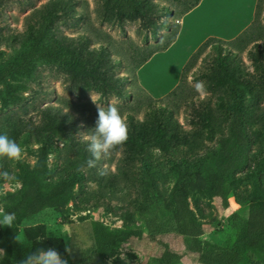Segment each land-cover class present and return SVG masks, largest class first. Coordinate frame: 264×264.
Masks as SVG:
<instances>
[{"label":"rangeland","instance_id":"1","mask_svg":"<svg viewBox=\"0 0 264 264\" xmlns=\"http://www.w3.org/2000/svg\"><path fill=\"white\" fill-rule=\"evenodd\" d=\"M48 1L0 0V70L16 61L28 48L19 36L35 9ZM73 1V17L59 19L55 24L57 31L81 38L90 48L103 47L111 61L120 64L115 69L116 74L129 80L125 86L127 97L100 100L92 91L79 99L66 89L62 68L39 59L32 62L28 73L8 76L0 83V134L6 132L19 143L23 154L19 162L0 158V172L7 171L14 176V179L0 176V208L5 210L19 200L27 173L40 161L44 162V174L39 177L44 194L49 192L51 182L65 176L68 170L71 174L75 172V168L70 167V159L76 154L69 143L58 139L37 143L34 138L22 134L27 124L41 122V111L45 107H54L72 117L78 126V136L83 139L82 133L94 127L97 117L93 101L104 106L115 102L125 118L130 114L139 121L146 119L148 106L157 103L188 139L167 151L155 147L137 153L123 146L102 158L96 168L67 177L73 180L74 187L62 206L45 209L31 218H18L12 228L0 226V264H20L28 254L36 251L25 235V230L32 227L42 228L45 239L59 241L64 253L58 246L49 248L56 249L64 258L69 256L74 264H162V244L184 255L178 264H198L199 251L185 247V236L198 238L205 249L217 245L233 247L239 223L246 221L251 204L264 201V121L249 124L254 146L248 165L222 179L214 160L217 138L226 134L229 100L225 94L214 97L205 88L197 92L194 87L198 82L195 77L210 66L213 50L203 48L180 74L182 57L164 56L161 52L139 71V63L152 49L162 45L169 29H161L157 41H146L141 20H123L120 25L102 22V0ZM154 1L172 10L165 19L172 29L179 25L182 13L194 2ZM216 1L206 0L193 15L208 16L209 4L212 9ZM221 1V14L215 18L224 24L233 16V11L228 13ZM235 3L240 4L238 0ZM255 19L246 34L233 41L214 39L226 45L229 54L248 69V52L253 44L264 43V0L258 3ZM7 36L16 39L8 40ZM244 95L245 105L251 106L252 97ZM261 105L264 107V102ZM196 111L201 112L203 122L194 116ZM101 167L107 169V175L97 174ZM152 212L160 222L167 223L172 218L177 230L156 236V241L150 240L142 216ZM186 220L195 222L197 227L181 225ZM96 223L111 232L139 231L142 238H132L115 247L111 254L97 258L92 254ZM242 264L261 263L252 253H247Z\"/></svg>","mask_w":264,"mask_h":264},{"label":"trees","instance_id":"2","mask_svg":"<svg viewBox=\"0 0 264 264\" xmlns=\"http://www.w3.org/2000/svg\"><path fill=\"white\" fill-rule=\"evenodd\" d=\"M200 1L194 0L182 16L195 8ZM259 2L260 0L257 2L256 12ZM74 4L73 0H49L42 7L35 9L31 19L26 23L24 32L19 36L22 43L29 46L16 61L0 70V83L10 75L28 73L32 62L39 59L59 65L66 76V89L79 99L92 91L99 95L100 100H107L110 97L124 100L127 97L125 86L129 80L116 74L115 69L120 64L112 62L103 47L90 48L81 38H72L57 31L55 24L59 19L73 17ZM101 7L102 22L120 25L123 20H141L146 30L144 36L146 41L149 39L157 41L161 35V29H169L162 45L152 49L139 63L137 69L154 54L166 50L178 35L179 26L172 29L165 20L167 15L172 14V10L168 6H160L154 0H102ZM255 18L252 25L256 22ZM246 31L242 34H246ZM11 38L16 39L14 36H7L8 40ZM206 47L213 50L214 56L208 69L199 73L195 80H202L206 91L212 96L218 97L225 94L229 100L226 108L228 114L226 134L217 138V152L214 160L216 171L222 179H225L229 174L248 165L249 155L254 146L249 124L251 121L253 123L264 121V107L261 105L264 102V43L253 44L248 52L249 69L229 54L226 45L214 39L204 42L190 57L185 67L197 57L199 51ZM244 93L252 97L251 106L245 105ZM194 116L199 121H204L201 112L196 111ZM40 119L41 122L37 125L27 124L22 134L34 138L37 143L54 139L69 143L76 154L74 159H70V167H74L75 172L71 174L68 170L65 176L51 182L49 192L44 194L39 181V177L44 174V162H38L35 169L27 173L26 185L19 200L4 210L15 212L16 219L31 218L45 209L62 206L74 187L73 180H67V177L77 174V168L90 156L86 151L85 141L78 136V126L72 117L54 107H45L41 111ZM126 121L128 139L115 150L127 146L137 153L155 147H161L167 151L184 144L188 139L187 135L180 133L179 126L157 103L148 106L145 120L139 121L129 114ZM142 221L148 232V238L152 241H156L158 235L177 230L172 218L167 223L160 222L155 212L150 213L149 216H142ZM181 225L196 226L197 224L186 220L182 221ZM25 235L36 250H47L55 245L64 253L60 242L45 239L44 231L40 227L27 228ZM38 238L39 242H37ZM132 238L141 239V233L139 231L111 232L101 223H96L93 227L92 254L97 258L105 257L111 254L119 244L130 242ZM183 242L186 248L198 249V264H242L247 253H252L261 264H264V201L251 204L246 221L239 223L233 247L224 248L217 245L211 249H205L198 238L188 236L183 238ZM162 247L160 256L162 264H178L184 256L171 251L166 245L162 244ZM66 259L68 264H74L69 256H66Z\"/></svg>","mask_w":264,"mask_h":264},{"label":"clouds","instance_id":"3","mask_svg":"<svg viewBox=\"0 0 264 264\" xmlns=\"http://www.w3.org/2000/svg\"><path fill=\"white\" fill-rule=\"evenodd\" d=\"M195 90L203 92L205 85L203 81L195 83ZM96 106L97 117L94 127L87 132L82 133L83 139L87 145L86 151L90 154L78 168L77 171L83 172L86 169L96 168L97 163L104 157H107L118 146H122L128 139V124L126 118L121 114L115 102H110L106 106L93 101ZM23 149L19 143L10 138L5 132L0 134V158H6L10 161L19 162L22 159ZM99 176L107 175L106 168L97 170ZM0 176L5 179H14L9 172H0ZM15 212H5L0 208V226L12 228L16 221ZM16 240L20 241L17 236ZM67 252L68 249L65 248ZM20 264H68V260L54 248L37 249L28 254Z\"/></svg>","mask_w":264,"mask_h":264},{"label":"crops","instance_id":"4","mask_svg":"<svg viewBox=\"0 0 264 264\" xmlns=\"http://www.w3.org/2000/svg\"><path fill=\"white\" fill-rule=\"evenodd\" d=\"M205 1L206 0H201L195 8H193L188 13L184 14L179 19V32L176 39L166 50L161 51V54L164 56H170L171 54H174L176 56L182 57L183 62L181 61L182 63L179 67V74L182 73L190 57L207 40L215 39L223 42H230L235 40L243 32H245L254 21L256 5L258 2V0H238L240 4L237 5L235 3V0H233L232 4L231 0H223V8H226L228 13L233 11V16L227 20L228 22L222 24L215 18V15L221 14V0H218L216 1V3H213L212 9L211 5L209 4L206 10V14H208V16L205 14H198L195 17L193 15L196 10L202 7ZM209 15L214 17V19L216 20H214L213 18L210 19ZM237 18H239V20ZM220 19L221 16H219V20ZM158 53L154 54L148 61L150 62L151 60H153V58H155ZM148 61L146 63H148ZM141 69L142 68H140L139 71ZM179 82L180 80L174 82L173 87L178 85Z\"/></svg>","mask_w":264,"mask_h":264}]
</instances>
